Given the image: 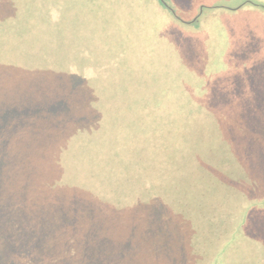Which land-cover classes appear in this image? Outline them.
Instances as JSON below:
<instances>
[{
  "label": "rangeland",
  "instance_id": "1",
  "mask_svg": "<svg viewBox=\"0 0 264 264\" xmlns=\"http://www.w3.org/2000/svg\"><path fill=\"white\" fill-rule=\"evenodd\" d=\"M16 2L22 4L21 21L28 31L27 34L24 31L12 32L10 25L9 35L13 39L19 38L27 42L26 38L30 33L36 32L34 19L44 21L45 16L54 11L55 5L53 18L55 26H59L61 37L54 36L53 40L59 47L63 48L65 44L68 49L60 50L61 56L52 55V62L37 59L35 56H39L38 54L22 55V46L3 52L2 65L6 66L7 63L12 69L8 78L0 75V211L3 215V220L0 221V260L10 254L12 242L8 230L9 193L15 198L12 209L17 211L18 199L17 204L21 205L18 209L31 222L26 243L28 247L33 245L34 253L42 259L47 252L39 254V248L51 243L53 236L49 228L44 230L48 237L40 233L39 222L54 227L56 222L47 217H55V213H71L77 204L70 201L78 200L83 203L84 200L79 197L91 188L107 184L102 191L109 192V176H120L121 173L127 176L126 170L140 173L138 167L141 163L136 160H143L141 156L148 154L141 150L144 138L137 135L131 136L129 142L123 137L122 141L113 142L114 147L119 149L116 157L123 158L124 163L111 155H104L102 151H96L91 144L94 142L95 145H100L111 138L112 134L123 136L126 129L133 132L134 127H142L148 135L146 141L159 144L155 150L161 151L165 159L162 163L158 157L161 155L153 153L158 155L153 156L156 171H163V189L182 191L190 188L202 191L203 186L214 187L220 201L229 200L228 207H223V203H220L219 207L225 217L222 219H226L221 220V224L229 220L238 221L240 216L250 214L242 220L245 226L244 247L240 248L238 244L236 249H246L249 242L250 248L257 247V255L247 253L242 263L264 264V0H37L33 7H27L26 0ZM252 4L262 5V8H256ZM3 15L10 17L11 22V10L10 14L5 11ZM176 17L178 20L173 19ZM162 19L174 23L168 25V29H173L180 35L194 34L199 41L192 48L174 49V53L169 54V59L163 58L166 62L156 66L157 69L151 73L150 78L171 80L178 75L176 71L182 72V66L189 68L193 64L189 79L180 78L174 82L195 93L201 87V101L196 105L199 109L207 107L205 111H210L209 113L202 112L199 113L201 116L198 115L185 99L182 100L184 106L166 105L161 108L157 105L156 110L151 112L152 116L143 119L142 111L145 106L140 103L146 102V97L157 98L151 85H148L149 88L141 85L145 90L138 88L140 84L136 78L127 85L128 89L125 91L120 81L122 76H93L84 69L93 63L100 65L98 57H88L93 50L91 45L96 41V33H104V26L110 23L115 24L120 32L146 34V41L149 40L151 46L157 47L163 39L159 38L158 43L154 44L157 36L153 41L149 34H154L151 28L156 29L158 21L162 24ZM70 29L76 31L72 37ZM148 29L151 31L148 32ZM140 39L144 40L142 37ZM125 41V37L119 40L122 42L119 45L121 48H135L133 38L127 40V44L123 43ZM25 52H29V49H25ZM157 53L159 55V51ZM45 59L49 61L48 58ZM75 65H82L84 71L81 72ZM18 68L22 72L15 74ZM118 71L122 72L123 68L119 66ZM65 75L68 80L64 78ZM55 76L71 85L65 87ZM133 76L139 77V72L133 71ZM26 82L32 84L30 90L33 101L26 102L25 96L17 95L20 88L25 93L23 86ZM51 82L58 86L57 90L51 88ZM58 91L62 92L61 95L57 94ZM128 98H133L135 105H119L113 101L130 102ZM68 109L71 110L67 111ZM161 109L165 111L163 124ZM124 110L125 119L121 118ZM182 110H185L184 117ZM228 110L233 113L228 115ZM58 111L67 113L62 115ZM74 111L84 119L81 133L72 125L66 128L65 124L58 121L61 117L67 119V114ZM27 114L29 117H26ZM144 121L147 123L146 127L143 126ZM153 124L156 126L153 129L155 135H152ZM88 137L91 141L89 147L86 143ZM167 141H171L172 146ZM182 145L189 154L184 158L181 155L175 158L182 162V170H177L180 172L175 174L171 156L168 155H171V147L182 148ZM149 148L151 149L150 145L144 147ZM226 154L227 156L218 158V155ZM197 156L200 157L197 162L201 163L198 168L195 163ZM126 157L135 158V161ZM143 166L144 163L140 166L141 171ZM151 166L153 168V164ZM202 173L205 177H202ZM152 180L154 177L150 175L147 179L142 178L140 184L144 186ZM211 182L214 184L211 185ZM250 198L257 202L252 205L256 206L252 212ZM28 199L31 201L28 202ZM209 201L211 203L212 200ZM237 204L240 205L238 212L235 208ZM162 209L161 212L164 213L165 210ZM110 222L117 229V221ZM170 226H175L174 222ZM179 226L185 237L190 227ZM204 226L203 232L196 224L191 228L192 231L195 230L193 235L198 233L195 238L192 235L190 241V247L197 245V264L205 262V250L211 243L210 237L217 236L222 231L219 222L212 223L208 220ZM82 227L83 232L87 231L85 225ZM18 229L23 231L22 227ZM140 230L141 227L138 231ZM137 236L138 232L133 235L135 238ZM91 237L96 242L100 239L98 234ZM113 239H110L111 243L117 242ZM151 239L155 240V234ZM17 240L19 241V236H15L13 242ZM130 241L134 244L137 240ZM182 243L186 249L185 241ZM167 245L161 253L163 263L190 264V255L187 253L183 259L177 243L170 240ZM228 251L227 249L226 253ZM179 252L181 256L177 255ZM218 252L215 248L217 256ZM242 252L243 254L239 253L241 257L245 254L243 249ZM86 257H89L85 259L86 264H93L97 254ZM2 264H6V260Z\"/></svg>",
  "mask_w": 264,
  "mask_h": 264
},
{
  "label": "trees",
  "instance_id": "2",
  "mask_svg": "<svg viewBox=\"0 0 264 264\" xmlns=\"http://www.w3.org/2000/svg\"><path fill=\"white\" fill-rule=\"evenodd\" d=\"M26 1L27 7H33V4H35L37 0ZM252 6L260 9L262 8V5L252 4ZM21 9L22 4L16 2V0H0V75L4 76V78L5 76L8 78L10 75V70L12 69L6 62V66H3L1 62V59L4 57L3 52L6 50L15 49L18 46H22V55H30L29 53H31V55L35 56V54H38L39 56H35L38 57L37 59L45 62H52V55H59L61 54L60 50L65 51L68 49L66 48L65 44L63 48L59 47L58 44H56L53 40L54 36L61 37L59 26H55L56 22L53 18L55 16V5L54 11L45 16L44 21L41 19H34L33 25L35 26L36 32L30 33L29 37L26 38L27 42H23L19 38L13 39L9 35L11 34L9 31L10 25L12 32L24 31L27 34L28 31L24 28L22 24L23 22L21 21L23 15V13L20 12ZM10 10L12 12L11 22L10 17L3 15V12L5 11L10 14ZM173 19L178 20L177 17ZM160 21L162 24H159L158 21L156 29L151 28L154 34L151 36L149 34V37L153 38V41L157 36V42L154 44L158 43L159 38L163 39V41H160L162 43H160V45L157 47H155V45L151 46V44L148 42L149 40L146 41L145 38H148V35L146 34H139V32L132 34L120 32V29L115 27V24L111 25L110 23L108 26H104V33H96V41H94V45H91L93 50L89 53L88 57L91 59L98 57L100 59V65L98 66V64L96 65L93 63L86 68L84 67V69L91 72L93 76L98 74H103L107 78H111L115 75L122 76L120 81L123 83L122 88L123 90L125 89V91L128 89L127 85L136 78L140 84L137 86L138 88H143L145 90V88L141 85H146V87L151 85L155 94L157 95V98L146 97V102L142 101L140 103V105L145 106L144 110L142 111L143 119H146V117H151V112L156 110L157 105H160L161 108L162 106L165 107L166 105L172 107L177 105L184 106L182 100L185 99L189 106H193L195 108L193 111L198 115L201 116L199 113L202 112L209 113L210 111H205V108L207 107H202V109H199L196 105L200 104L201 101V87L195 93L189 89H183L182 87H179L180 85L174 82L176 79L180 78L189 79L191 71H193V64L189 68L182 66V72L176 71L175 73L178 75L175 77L173 76V79L171 80L150 78L152 77L151 73L156 71V66L166 62V59L170 58L169 54L174 53V49L181 50L188 47L192 48L193 45H196L199 41V38H195L194 34L188 33L180 35L175 30L168 29V25L174 24L169 20L162 19ZM151 30L148 29V32ZM69 33L72 37L76 31L70 29ZM120 36L122 38L125 37L126 41L133 38L135 41V43H133L135 48L131 46L128 49L125 47L121 48L119 46L120 44L122 45V42H119V40L121 41ZM140 37H142L144 40L140 39ZM34 38H37V40ZM126 41L123 43H126ZM25 43H30L31 45H27ZM25 49H29V52H25ZM157 51H159V55ZM148 54L150 55L149 57L147 56ZM45 58H48L49 61H47ZM163 58L166 59L164 60ZM75 66L81 72L84 71L82 65ZM119 66L123 68L122 72H117ZM133 71L139 72V77L133 76ZM21 72V69L18 68V72L15 74H20ZM55 77L59 79V81L64 84L65 87L71 85V83L68 81L62 82L60 77ZM64 78L68 80L67 75H65ZM51 83V88L57 90L58 86L54 82ZM31 85V82L24 83L23 88L25 87V93L21 92V88L20 91H17L18 96H25L26 102L33 101V93L32 90H30ZM40 92L43 94L47 93L44 91ZM61 93V91H58L57 94L61 95ZM132 99L133 98L129 99L130 102L127 100L116 103L115 99H113V101L114 104L119 105H127L128 103L130 105H135L133 102L134 100ZM188 109L190 110V108ZM70 110L68 109L67 111ZM230 110L227 111L228 115L233 113H229ZM67 111L58 112H61L62 115H64L67 113ZM184 111L185 110H182V117L185 116ZM160 112L161 123L163 124L165 121V111H162L161 109ZM167 112L170 111L167 110ZM125 113V110L121 112V118L125 119ZM115 115L116 113L114 116ZM129 115L130 114H128V116ZM26 117H29V114H27ZM83 120L84 119L82 117H78V112L74 111L67 114V119H62L61 117L58 121L65 124L66 128L72 125L75 127L74 129L77 132L81 133L83 130ZM146 125L147 123L144 121L143 126L146 127ZM154 128H156V126L153 124L152 135H155L153 131ZM129 130L126 129V132L123 136L118 133H116L114 136L112 134L111 138L103 142V144L99 145L96 143L95 145L93 142L91 145L96 149V151H102L105 153L104 155H111L112 158H116L124 163V160H122L123 158L120 159L116 157V155H118L119 149L114 147L113 142L122 141L123 138L129 142L131 136H140L144 138V141H141L143 142V148H141V150L142 152H148L146 156H141L143 160H136V162L141 163L140 166L142 163H144L143 171H141L139 166L138 171H140V173L126 170L127 176L122 173L120 176H109L108 186L111 187L109 192L102 191L107 184L101 187L91 188L89 191H86L82 197H79V199L84 200L83 203L78 200L70 201V203L75 201L77 204L74 208L72 207L73 210H71V213H68L67 215H63L64 213H55V217H52L51 215L47 217L56 222L54 227H48L43 224V222H39L38 226L40 228V233H44V230L49 228V231L53 236L51 243L39 248V254H41L42 251L47 252V254L44 255L42 259L34 253L33 245L28 247L25 239L28 237V226L31 222L26 220L24 218L23 212L18 209L21 208V205H18V199V204L16 203L17 211L12 209L15 198L9 193L10 205L8 207V211L10 215V224L8 230L12 242L9 252L10 254L8 253V256L0 260V264L3 263V260H6V264H86L85 259L89 258L86 256L94 253L97 254V257L96 262L93 264H124L126 262L127 264H165L162 262L163 258L161 253L167 248V244L170 240H173L175 243H177V248L181 249L182 251L183 259L188 253L190 255V264H197V245L190 247V241L195 231H192L191 228H193L194 224H196V227L199 226L201 232H203V228L205 229L204 225L208 220L212 223L219 222L221 225L220 229H222V231L217 236L212 235L210 237L211 243H209V246H207L205 250L207 257L204 264H215V262H217V264H243L242 260L247 257V253L252 256L257 255V247L250 248L249 242L245 246L246 249L242 248L245 252L244 256L241 257V255H239L240 252L243 254L242 249L240 248L244 247L243 233L245 226L242 220L246 219L250 214L247 213L245 217L240 216L238 221L229 220L228 222L221 224L220 221L226 219H222L224 216L222 213V208L219 206L220 203H223V207H228L229 200L220 201L216 194L217 191H214V187L203 186L202 191H193L190 188H184L182 191H165L163 189L164 184L161 183V175L163 174V171H156V166H154L153 156L161 155V151L155 150L156 146L159 144L154 143L151 140L146 141L148 135L145 134L142 127H134L133 132ZM149 130L151 131V127ZM76 135L78 136V134ZM226 141L228 140L226 139ZM170 142H168V144L172 146ZM86 143L89 147L91 143L89 137ZM149 145L151 149H144V147H148ZM170 150L171 155L168 156H171L170 160L174 166L173 173L177 174L180 172L177 170H182V162L181 160L176 161L175 158L178 155H181L182 158L187 157L189 151L183 149V145L182 148L171 147ZM206 152L208 154V149ZM227 154L218 155V158L227 156ZM235 156H237V153ZM158 157L162 160V163L165 161L162 155ZM126 158L135 161V158ZM198 158L200 157H195L197 168L201 167V163L197 162ZM152 164L153 168L152 166L150 167ZM192 166L194 167V163H192ZM183 173L184 171H182V175ZM188 173L193 172L188 171ZM150 175L154 177V180H152L150 184H145L142 186L140 184L141 179H147L150 177ZM202 177H205L203 173ZM15 183L16 182L14 181L13 184ZM213 184L214 183L211 182V185ZM207 192L212 193V195H208ZM210 199L212 200L211 203L209 201ZM30 201L31 200L28 199V202ZM249 203L250 212H252V210L256 208V206L252 205H255L257 202L252 201L250 198ZM162 208L165 210L164 213L161 212ZM235 208L236 212H238L240 210V205L237 204ZM183 215H185V217ZM2 220L3 215L0 211V221ZM111 220L117 221V229L113 228L112 222H110ZM172 222H174L175 226H170ZM82 225L86 226V233L83 232L84 230ZM179 225H188L190 227L186 232L185 237L182 236V230L178 228ZM19 227H22V232L19 231ZM140 227L141 230L138 231ZM166 228L167 231L165 232ZM130 231L131 235L129 236ZM136 232L139 233V236L135 238L133 235ZM153 233L155 234L154 241L151 239L152 235H154ZM94 234H98L100 236V239H97V242L95 241L96 239L91 237V235ZM197 234L198 233L193 235V238L197 237ZM202 234L204 236V233ZM44 235L48 237L47 233H44ZM15 236H19V241L17 240L13 242ZM206 236L208 237V235ZM113 238H115L117 242L113 241V243H111L110 239ZM132 239L137 241L133 244V242L130 241ZM183 240L186 243V249L182 243ZM238 244H240V251H237L236 249ZM217 245H219V247H217ZM215 248H217L219 251L218 256L215 254ZM227 249L229 251L226 253ZM177 255L181 256V253L179 252ZM170 263H173V261Z\"/></svg>",
  "mask_w": 264,
  "mask_h": 264
}]
</instances>
